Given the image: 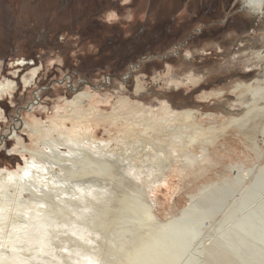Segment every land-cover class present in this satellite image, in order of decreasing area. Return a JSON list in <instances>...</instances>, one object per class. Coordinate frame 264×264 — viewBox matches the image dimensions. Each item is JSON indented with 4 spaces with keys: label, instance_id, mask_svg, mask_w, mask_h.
Wrapping results in <instances>:
<instances>
[{
    "label": "rangeland",
    "instance_id": "1",
    "mask_svg": "<svg viewBox=\"0 0 264 264\" xmlns=\"http://www.w3.org/2000/svg\"><path fill=\"white\" fill-rule=\"evenodd\" d=\"M243 3L0 0V82L16 83L0 91V167L14 169L23 163L18 147L26 141L29 149L41 151L58 143L64 152L68 135L77 138L75 146L86 144V138L104 141L132 178L154 186L149 195L156 201L155 211L167 218L202 185L235 175L234 165L264 163V135L259 131L264 115L245 130L227 126V118L242 114L249 100L231 89L255 78L263 62L264 6L263 13L255 14ZM34 66L39 73L28 86L24 76L30 78ZM74 88L87 95L69 105ZM183 109L196 110L195 126L179 128L187 123L171 112ZM21 118L39 123L40 134L25 128ZM199 125L205 130L185 148L187 138L178 136ZM181 149L192 155L191 161ZM42 162L48 165L43 172L0 191V264L46 263L41 257L49 250L40 247L38 232L31 231L45 217V193L55 200L96 194L73 185L62 164ZM30 205L37 209L24 208ZM79 258L70 264H82Z\"/></svg>",
    "mask_w": 264,
    "mask_h": 264
},
{
    "label": "bare ground",
    "instance_id": "2",
    "mask_svg": "<svg viewBox=\"0 0 264 264\" xmlns=\"http://www.w3.org/2000/svg\"><path fill=\"white\" fill-rule=\"evenodd\" d=\"M243 2V6L249 8L248 11L263 13L264 0ZM261 53L263 62L260 64L259 74L250 82L237 83L231 89L232 92L241 91L238 95H247L249 100L244 104L245 111L242 114L227 118V126L245 130L254 120L264 115V49ZM39 69V66H34L31 68L30 78L24 76L28 86ZM15 86L14 80L0 82V91L3 93ZM76 91L75 97L68 102L69 105L87 95L86 90ZM37 96L39 98L40 95ZM34 105L32 102L30 109ZM171 113L187 123L186 127L179 128L195 126L196 110H174ZM21 119L25 128L40 134L39 123L31 125L30 120ZM260 127L259 131L264 135V128ZM204 130L205 127L199 125L194 132H182L184 135L178 137H184L185 140L187 138V144L184 145L186 148L196 141V133L202 134ZM210 137L200 138L210 142ZM76 139L71 135L63 139L68 144L65 152L60 151L58 143L53 142L49 145V151L29 149L26 141V144L17 146L23 163H18L14 169L0 167V191L6 184L23 182L26 177H35L38 171L43 172L48 166L43 164L44 160L48 164H62L66 178L81 192H85L87 188L96 193L94 198H84L83 195L80 200H55L50 193L44 194L41 201L46 204L45 217L43 216L41 225L34 226L31 231L38 232L36 238L42 240L40 247L47 246L46 249L49 250V254L41 257L46 263L70 264L74 263L73 257L81 256L79 259L82 264H264V163L247 168L234 165L235 175H227L202 185L177 214L162 218L155 211V199L149 195L153 185L146 186L132 178L130 171L114 161L113 153L106 149L108 146L104 141L86 138V144L78 143V146L84 147L79 150L75 146ZM157 142L158 140L154 141ZM45 145L48 146V143ZM94 149L97 152L92 151ZM202 150L205 151L206 148L203 147ZM180 152L185 159L192 160V155L184 149ZM28 153L30 157L27 156ZM168 182L167 179L163 180V184ZM79 189L77 190L80 191ZM24 208L37 209L34 205ZM72 252L74 256L70 255ZM84 256L89 259H82ZM46 263L33 261V264Z\"/></svg>",
    "mask_w": 264,
    "mask_h": 264
},
{
    "label": "flooded vegetation",
    "instance_id": "3",
    "mask_svg": "<svg viewBox=\"0 0 264 264\" xmlns=\"http://www.w3.org/2000/svg\"><path fill=\"white\" fill-rule=\"evenodd\" d=\"M104 1V0H103ZM199 15H202V14H199ZM203 34V33H202Z\"/></svg>",
    "mask_w": 264,
    "mask_h": 264
},
{
    "label": "built area",
    "instance_id": "4",
    "mask_svg": "<svg viewBox=\"0 0 264 264\" xmlns=\"http://www.w3.org/2000/svg\"><path fill=\"white\" fill-rule=\"evenodd\" d=\"M132 65V64H131ZM35 102H37V101H35Z\"/></svg>",
    "mask_w": 264,
    "mask_h": 264
},
{
    "label": "trees",
    "instance_id": "5",
    "mask_svg": "<svg viewBox=\"0 0 264 264\" xmlns=\"http://www.w3.org/2000/svg\"><path fill=\"white\" fill-rule=\"evenodd\" d=\"M161 64V63H160Z\"/></svg>",
    "mask_w": 264,
    "mask_h": 264
}]
</instances>
